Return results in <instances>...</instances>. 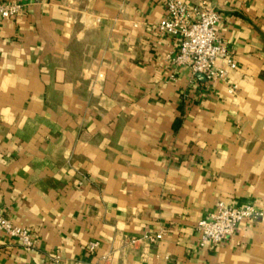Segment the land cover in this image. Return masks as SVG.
<instances>
[{
	"label": "crops",
	"instance_id": "0c3cea01",
	"mask_svg": "<svg viewBox=\"0 0 264 264\" xmlns=\"http://www.w3.org/2000/svg\"><path fill=\"white\" fill-rule=\"evenodd\" d=\"M180 1L220 16L229 82L170 60L162 0H0L23 7L0 24V214L37 244L0 236V264H264V217L215 250L197 230L264 210V0Z\"/></svg>",
	"mask_w": 264,
	"mask_h": 264
},
{
	"label": "built area",
	"instance_id": "2783aa9c",
	"mask_svg": "<svg viewBox=\"0 0 264 264\" xmlns=\"http://www.w3.org/2000/svg\"><path fill=\"white\" fill-rule=\"evenodd\" d=\"M162 3L166 17L156 30L160 35L174 38L178 44L176 55L170 60L178 67L188 68L193 76H203L209 82H229L238 66L233 54L222 44L216 33L221 19L218 13L205 6L190 8L180 0H162ZM22 11L23 7L17 3L0 2V24L19 17ZM237 92V86L229 89L232 97ZM263 217L264 210L254 206L237 209L219 202L215 212L197 226L199 247L203 250H215L235 235L240 224ZM0 236L16 241L27 253H33L37 249V244L27 229L14 225L1 214ZM149 240L161 241L162 235ZM52 261L53 264H60L58 257H54Z\"/></svg>",
	"mask_w": 264,
	"mask_h": 264
},
{
	"label": "water",
	"instance_id": "95a60500",
	"mask_svg": "<svg viewBox=\"0 0 264 264\" xmlns=\"http://www.w3.org/2000/svg\"><path fill=\"white\" fill-rule=\"evenodd\" d=\"M199 77L204 78L203 76H199Z\"/></svg>",
	"mask_w": 264,
	"mask_h": 264
}]
</instances>
